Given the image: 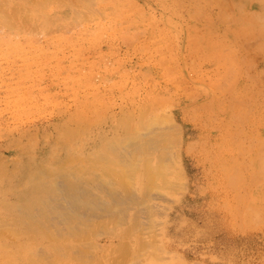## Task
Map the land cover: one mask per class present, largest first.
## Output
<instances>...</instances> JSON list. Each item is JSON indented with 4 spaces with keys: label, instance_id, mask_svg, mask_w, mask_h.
<instances>
[{
    "label": "rangeland",
    "instance_id": "374dc122",
    "mask_svg": "<svg viewBox=\"0 0 264 264\" xmlns=\"http://www.w3.org/2000/svg\"><path fill=\"white\" fill-rule=\"evenodd\" d=\"M57 173L159 208L59 235ZM0 221V264H264V0H0Z\"/></svg>",
    "mask_w": 264,
    "mask_h": 264
},
{
    "label": "bare ground",
    "instance_id": "6f19581e",
    "mask_svg": "<svg viewBox=\"0 0 264 264\" xmlns=\"http://www.w3.org/2000/svg\"><path fill=\"white\" fill-rule=\"evenodd\" d=\"M224 14V13H223ZM222 14V15H223ZM249 39V38H248ZM249 51V50H248ZM244 59V58H243ZM131 123V122H130ZM130 125V124H129ZM132 125V124H131ZM146 127V126H145ZM155 128V127H154ZM155 131V130H153ZM162 133V132H161ZM165 135V134H164ZM168 135V134H167ZM148 137V136H147ZM170 137V136H169ZM121 139V138H120ZM117 136L116 140H118V142L123 141L120 140ZM135 139V138H134ZM146 139V137L144 138ZM149 139V138H148ZM115 140V138H114ZM117 142V141H116ZM152 140L147 141L146 146L148 145V150H152V154L155 153V151L153 152V150H156V152L159 150L158 147L160 144V142H155ZM163 142V141H161ZM173 142V141H172ZM115 143V142H114ZM113 143V144H114ZM126 143V140H125ZM123 142V144H125ZM108 144V143H107ZM117 146V153H120V160H129V158H132V155L134 156L133 152H137L140 151L139 149H141L140 145H133V142L131 140V144L133 146H127V149L124 150V148L121 150H124L123 152L121 150H118V145L117 143H115ZM164 144V143H163ZM161 143V145H163ZM120 145V143H119ZM122 145V142H121ZM126 145V144H125ZM160 145V146H161ZM167 145V144H166ZM124 146V145H123ZM145 146V145H144ZM168 146V145H167ZM111 147L113 148V145H111ZM115 148V147H114ZM126 148V147H125ZM161 148V147H160ZM164 148V147H163ZM145 149V150H146ZM114 151V150H113ZM119 151V152H118ZM126 151V152H125ZM160 151V150H159ZM141 152V151H140ZM150 152V151H149ZM133 153V154H132ZM148 153V152H147ZM151 154V153H150ZM115 155V153H114ZM138 155V154H136ZM147 155V154H146ZM149 155V154H148ZM130 156V157H129ZM109 158V157H108ZM107 158V160H108ZM138 158V157H135ZM141 158V157H140ZM111 160V159H110ZM125 161V162H126ZM130 161V160H129ZM147 161V160H146ZM113 162V161H110ZM124 162V163H125ZM128 162V161H127ZM126 162V163H127ZM138 162V161H137ZM148 162V161H147ZM131 163V162H130ZM135 163V162H134ZM113 164V163H112ZM138 164V163H137ZM66 165V164H65ZM90 165V164H88ZM123 165V164H122ZM135 165V164H134ZM145 165V163H144ZM94 166V165H93ZM109 166V165H108ZM111 167H114L110 164ZM126 166V165H125ZM44 167V166H42ZM100 167V166H99ZM80 168V167H79ZM91 168V167H90ZM115 168V167H114ZM42 169V168H41ZM59 169V168H58ZM86 169V168H85ZM111 169V168H110ZM109 169V170H110ZM117 169V168H116ZM115 169V170H116ZM122 169V168H121ZM46 170V168H45ZM52 170V169H50ZM112 170V169H111ZM124 170V169H122ZM114 171V170H113ZM153 171V170H152ZM48 172V171H46ZM50 172V171H49ZM80 172V171H79ZM93 172V171H92ZM96 172V171H95ZM112 172V171H111ZM44 173V172H43ZM84 173V172H83ZM82 173V175H83ZM104 174V172H102ZM116 173V172H114ZM41 174V173H40ZM58 175H55L54 178L48 181V182H43V183H37L36 186V196L34 199L30 200L29 203L27 205H25V207L23 209H21L20 212H22L21 214H23L25 217H27L31 223L36 224V225H54V232L58 233L59 235L62 234V231L64 230L63 228L66 227V230L68 228L69 232L71 233V235H76V236H80L81 234H83V231L85 230L86 227V223L88 218H93L94 216H97L100 214L104 215L105 217H112L114 215H116L118 218L119 216H123L125 215V213H127L126 210H128L129 208L131 209L132 205L130 203L135 202V204L139 203L140 201L143 203V207H139L141 211L146 209L144 207H149L150 209H153L154 211L158 210V206H155L154 204H145V199L144 198H137L136 201L132 200V198H134L135 195L134 192H119L118 190L110 187H106L105 185L93 180L92 182H90V185H87L83 182H81L82 180L79 178L78 176H74L73 178H70V175L68 176V174H64V173H57ZM99 174V173H98ZM110 174V171H109ZM118 174V173H117ZM127 174V173H126ZM29 175V174H28ZM27 175V176H28ZM35 175V174H34ZM49 175V173H48ZM65 175H67L69 178H67ZM76 175V174H75ZM85 175V174H84ZM93 178H94V173L92 174ZM92 175L90 178H92ZM100 175V174H99ZM113 175V174H112ZM111 175V176H112ZM147 175V174H146ZM33 176V175H32ZM87 176V175H85ZM41 177V176H40ZM39 177V178H40ZM99 177V176H98ZM166 177V176H165ZM32 178V177H31ZM34 178V177H33ZM37 178V177H36ZM38 178V179H39ZM43 178V177H42ZM47 178V177H45ZM84 180L86 177H83ZM89 179V178H88ZM37 180V179H35ZM40 180V179H39ZM38 180V181H39ZM99 180V179H98ZM31 181H34V179H32ZM90 181V179H89ZM156 181V180H155ZM147 184V183H146ZM108 186V185H107ZM128 188V187H127ZM126 188V189H127ZM94 189H98V192L100 193H96L94 191ZM153 189V188H152ZM124 190V189H123ZM155 193V192H154ZM154 193L151 192H147V195L150 199H156L158 198L157 196L154 195ZM101 194L104 196H101ZM156 194V193H155ZM143 195V194H142ZM158 195V194H156ZM137 196V195H136ZM105 197H108V199H106ZM135 198V199H136ZM29 199V198H28ZM27 199V201H28ZM162 199V198H161ZM160 200V199H159ZM26 202V201H25ZM130 202V203H129ZM141 203V204H142ZM141 204H138L141 206ZM21 205V204H20ZM134 205V204H133ZM20 207V206H19ZM22 207V206H21ZM158 207V208H156ZM115 209V211H114ZM148 211V209H147ZM146 211V212H147ZM19 212V214H20ZM144 212V211H143ZM142 212V213H143ZM145 212V213H146ZM148 213V212H147ZM141 214V213H140ZM157 214V213H156ZM21 215V216H23ZM144 215V214H143ZM154 215V214H153ZM98 216V217H99ZM147 216V215H146ZM149 216V215H148ZM127 216H124V218ZM23 218V217H22ZM97 218V217H96ZM102 218V217H101ZM114 220L116 219L115 217H113ZM99 219V218H98ZM126 219V218H125ZM143 219V218H142ZM90 220V219H89ZM88 220V221H89ZM122 220V218H121ZM145 220V219H144ZM109 221V220H108ZM115 221H118L115 220ZM1 222V221H0ZM3 222V221H2ZM5 222V220H4ZM92 222V221H91ZM89 222V226L90 223ZM120 222V221H119ZM135 222V221H134ZM136 223V222H135ZM5 224V223H4ZM124 224V223H123ZM2 225V224H1ZM7 225V224H6ZM5 225V226H6ZM136 226V225H135ZM151 226V225H150ZM53 227V226H52ZM90 228V227H89ZM138 228V227H137ZM22 229V228H21ZM48 230H50L49 228H47ZM129 229V228H128ZM45 230V229H44ZM14 232V231H13ZM17 232V231H16ZM15 232V234H16ZM50 232V231H49ZM14 234V233H13ZM87 234V233H86ZM8 237V236H6ZM87 237V236H86ZM84 240V237H82ZM76 247V246H75ZM90 247V246H89ZM142 247V246H141ZM144 248V247H143ZM153 249V248H152ZM41 250V249H40ZM39 251V250H38ZM79 251V252H78ZM83 252L82 250H78V253ZM146 252V251H145ZM37 253V252H36ZM45 253V252H44ZM88 253V252H87ZM86 254V253H85ZM42 255V254H40ZM81 255V254H80ZM91 255V254H90ZM89 255V256H90ZM41 257V256H40ZM44 257V256H43ZM115 259V258H114ZM114 262V261H113ZM55 263V262H54Z\"/></svg>",
    "mask_w": 264,
    "mask_h": 264
}]
</instances>
